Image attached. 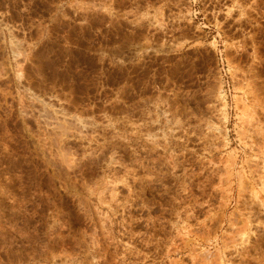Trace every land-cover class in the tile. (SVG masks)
Wrapping results in <instances>:
<instances>
[{
	"label": "rangeland",
	"instance_id": "374dc122",
	"mask_svg": "<svg viewBox=\"0 0 264 264\" xmlns=\"http://www.w3.org/2000/svg\"><path fill=\"white\" fill-rule=\"evenodd\" d=\"M0 264H264V0H0Z\"/></svg>",
	"mask_w": 264,
	"mask_h": 264
}]
</instances>
